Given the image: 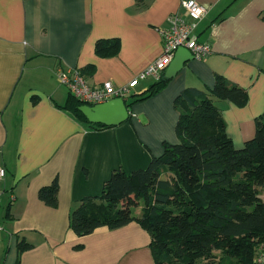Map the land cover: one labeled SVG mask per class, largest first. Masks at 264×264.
<instances>
[{
  "label": "crops",
  "instance_id": "obj_1",
  "mask_svg": "<svg viewBox=\"0 0 264 264\" xmlns=\"http://www.w3.org/2000/svg\"><path fill=\"white\" fill-rule=\"evenodd\" d=\"M196 1L207 8L196 32L211 52L134 103L127 121L96 129L57 106L68 90L56 72L75 68L92 86L126 84L160 55L159 28L182 12L181 0H0V264H154L138 222L78 236L69 216L81 198L100 194L113 169L143 168L165 141L178 142L174 98L185 87L205 90L220 74L245 88L244 106L214 104L237 148L254 136L264 111V0ZM110 37L120 38L119 52L98 56L96 41ZM154 80H141L135 93ZM55 178L50 206L38 191Z\"/></svg>",
  "mask_w": 264,
  "mask_h": 264
},
{
  "label": "trees",
  "instance_id": "obj_2",
  "mask_svg": "<svg viewBox=\"0 0 264 264\" xmlns=\"http://www.w3.org/2000/svg\"><path fill=\"white\" fill-rule=\"evenodd\" d=\"M94 49L100 57L114 56L120 38H100ZM87 70L93 72L95 65ZM169 80L162 72L125 99L127 109L157 94ZM214 98L244 106L248 92L220 74L205 90L185 87L174 98L178 142L165 141L163 153L143 168L113 169L100 194L81 198L71 211L70 229L84 236L98 227L136 221L150 235L154 264H255L264 243V111L255 119L254 136L237 148ZM82 104L68 92L57 106L92 128L110 127L90 122L79 109ZM57 193L55 178L38 197L56 206Z\"/></svg>",
  "mask_w": 264,
  "mask_h": 264
},
{
  "label": "built area",
  "instance_id": "obj_3",
  "mask_svg": "<svg viewBox=\"0 0 264 264\" xmlns=\"http://www.w3.org/2000/svg\"><path fill=\"white\" fill-rule=\"evenodd\" d=\"M181 11L170 14L168 24L160 27L162 36V50L160 55L150 62L141 72L131 78L126 84L115 86L110 81L92 86L79 70L58 69L57 78L68 92L81 100L84 104L94 105L106 102L113 98H122L124 101L131 94L141 80L157 79L172 61L178 48L189 49L194 58L201 59L211 52L209 43L199 40L196 32L199 21L204 17L207 8L196 0H181ZM5 175L4 167L0 166V179ZM2 192L0 190V196ZM255 264H264V243L254 256Z\"/></svg>",
  "mask_w": 264,
  "mask_h": 264
},
{
  "label": "water",
  "instance_id": "obj_4",
  "mask_svg": "<svg viewBox=\"0 0 264 264\" xmlns=\"http://www.w3.org/2000/svg\"><path fill=\"white\" fill-rule=\"evenodd\" d=\"M194 58L192 52L185 48H178L168 67L164 71L167 78L173 77L188 61ZM79 109L90 122L115 126L127 121L130 112L122 98H113L94 105L82 104Z\"/></svg>",
  "mask_w": 264,
  "mask_h": 264
}]
</instances>
